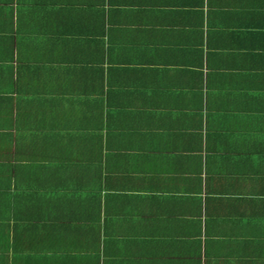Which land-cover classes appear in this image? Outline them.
Listing matches in <instances>:
<instances>
[{"label": "crops", "instance_id": "1", "mask_svg": "<svg viewBox=\"0 0 264 264\" xmlns=\"http://www.w3.org/2000/svg\"><path fill=\"white\" fill-rule=\"evenodd\" d=\"M0 264H264V0H0Z\"/></svg>", "mask_w": 264, "mask_h": 264}]
</instances>
